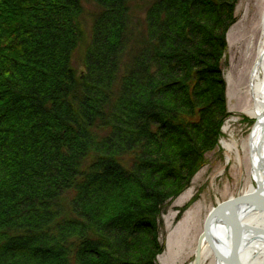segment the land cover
Returning a JSON list of instances; mask_svg holds the SVG:
<instances>
[{"label":"trees","instance_id":"1","mask_svg":"<svg viewBox=\"0 0 264 264\" xmlns=\"http://www.w3.org/2000/svg\"><path fill=\"white\" fill-rule=\"evenodd\" d=\"M83 1L0 0V264H158L157 219L228 114L237 0H145L141 38L132 0H89L79 74Z\"/></svg>","mask_w":264,"mask_h":264},{"label":"rangeland","instance_id":"2","mask_svg":"<svg viewBox=\"0 0 264 264\" xmlns=\"http://www.w3.org/2000/svg\"><path fill=\"white\" fill-rule=\"evenodd\" d=\"M130 5L133 13L130 27L134 38H141L146 32L145 14L150 5L145 0H132ZM83 7L80 18L83 34L72 58V65L79 74L86 72L84 60L98 12L95 4L89 0L83 1ZM263 13L264 0H237L236 2L235 22L226 32V50L221 61L228 114L221 127L218 144L205 154L204 166L194 174L184 191L176 198L168 200L157 219L158 240L164 246L163 251L156 256L158 264H194L198 242L212 210L231 198L243 197L244 193L253 186L258 187L252 173V153L248 146L256 119L250 117L246 111L254 107L255 102L251 79L262 39ZM244 30L246 34L241 37L240 33ZM257 30L259 33L255 34ZM124 70L123 67L122 71ZM237 70L245 71L246 75L239 93L233 86V72ZM239 95L241 99L238 98ZM225 126L228 127L227 130H224ZM226 141H236L241 148V156L236 151L229 155L223 145ZM243 143L247 145L245 149H242ZM140 158V156L135 159L127 156L122 157L120 162L124 168L129 169ZM182 230L186 231L184 247L178 246L177 235ZM244 239L246 240L245 236ZM212 263L214 259L204 261L202 256V264Z\"/></svg>","mask_w":264,"mask_h":264},{"label":"bare ground","instance_id":"3","mask_svg":"<svg viewBox=\"0 0 264 264\" xmlns=\"http://www.w3.org/2000/svg\"><path fill=\"white\" fill-rule=\"evenodd\" d=\"M257 31L258 32L255 34L259 33V30ZM261 31L262 39L259 47L258 59L251 79V89L255 102L254 107L246 111L250 117L256 119L248 146L252 153V173L254 179L258 183V187L256 188L253 186L244 193V196L253 199L262 198L261 200H264V13L261 21ZM245 34L246 30L241 31L240 36L243 37ZM233 74V86L236 92L239 93L246 79L245 71L237 70L234 71ZM238 98L241 99L242 97L239 95ZM227 128L228 127L225 126L224 130H227ZM223 145L229 155L233 151H236L237 154L241 156V148L236 141H226ZM246 146L247 145L243 143L242 149H245ZM226 220L234 221V224L227 226ZM236 221L237 223H235ZM239 227H241L242 230H236ZM246 227L248 230L244 229ZM241 232L246 237V240L244 239V245L238 253L241 264H264V212L256 211L253 208L236 210V212L229 213L227 216L211 225L210 233L211 236L214 237L215 242L214 247H212L211 243L208 241L209 239L205 238L202 240V256L204 261L206 259H214V263L212 264H227L226 260L229 251L233 248L238 234H242ZM185 234V230L178 233V246L184 247L186 244ZM215 252H218L221 257L220 259L217 260Z\"/></svg>","mask_w":264,"mask_h":264},{"label":"water","instance_id":"4","mask_svg":"<svg viewBox=\"0 0 264 264\" xmlns=\"http://www.w3.org/2000/svg\"><path fill=\"white\" fill-rule=\"evenodd\" d=\"M261 199L262 198L253 199L251 197H246V196L231 198L227 201L220 203L217 207H215L205 222L204 232L201 235L198 242V247L196 250V259L194 261V264H202L203 239L205 238L209 239L208 241L211 243L212 247H214L215 239L214 237L211 236L210 233V227L212 224H214V222H217L218 220L227 216L229 213H232L234 211L236 212V210H240L242 208L244 209L253 208L256 211L264 212V200ZM225 222L227 223V226L230 224H234V221L232 222L226 220ZM235 223H237V221ZM238 229L242 230L241 227L237 228L236 230ZM244 229H247V227ZM243 245H244V235L243 233L242 234L239 233L238 236L236 237L233 248L231 249V251H229V255L226 260L227 264H241L238 253ZM215 253L217 260L220 259L221 257L218 254V252Z\"/></svg>","mask_w":264,"mask_h":264}]
</instances>
